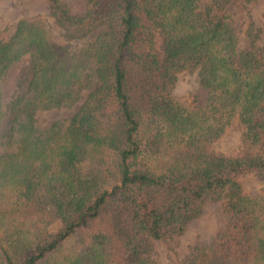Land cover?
<instances>
[{"label": "trees", "instance_id": "16d2710c", "mask_svg": "<svg viewBox=\"0 0 264 264\" xmlns=\"http://www.w3.org/2000/svg\"><path fill=\"white\" fill-rule=\"evenodd\" d=\"M245 5L251 0H241ZM56 42L36 16L0 37V264H160L152 241L181 237L209 195L228 216L183 264H264V56L249 21L247 46L223 12L233 0H86L73 14L47 0ZM72 42H78L72 46ZM24 57L30 77L3 102ZM196 72L206 103L173 95ZM86 90L85 97L81 91ZM65 128L39 112L72 108ZM236 124L238 145L215 144Z\"/></svg>", "mask_w": 264, "mask_h": 264}, {"label": "rangeland", "instance_id": "374dc122", "mask_svg": "<svg viewBox=\"0 0 264 264\" xmlns=\"http://www.w3.org/2000/svg\"><path fill=\"white\" fill-rule=\"evenodd\" d=\"M73 14L82 13L86 8V0H62ZM209 0H200V5H205ZM241 0L233 2L221 13L227 15L231 21L239 39V49H245L247 40L245 31L250 20L258 29V46L264 56V0H251L246 4ZM39 16L49 29L52 38L63 43L61 31L55 28L53 20L49 16L47 0H0V37L9 36L13 33L16 23L21 19H30ZM78 42H72L75 46ZM30 77L28 59L24 57L20 62L13 65L2 83L3 102L7 104L9 99L22 93ZM86 90L81 91L85 97ZM173 95L188 109H198L205 105L207 91L201 87L197 80L196 72H181L177 75ZM82 100L72 108H60L50 111L39 112L36 115L37 126L48 129L53 123H60L66 127L70 117L76 112ZM9 115L0 126V141L4 140L9 130ZM240 130L236 124L225 133L215 144V148L224 152L230 151L238 145ZM244 191L253 197L262 195L264 181L247 179L243 182ZM224 199L221 195H209L203 205L200 216L189 222L181 237L171 241H152V255L160 264H183L184 259L190 254V248L195 243L209 244L216 233L224 230L228 223V216L223 211Z\"/></svg>", "mask_w": 264, "mask_h": 264}]
</instances>
